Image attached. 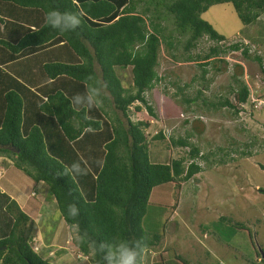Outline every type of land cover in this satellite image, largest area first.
Instances as JSON below:
<instances>
[{"label": "trees", "instance_id": "1", "mask_svg": "<svg viewBox=\"0 0 264 264\" xmlns=\"http://www.w3.org/2000/svg\"><path fill=\"white\" fill-rule=\"evenodd\" d=\"M0 4L3 17L10 20L6 23L0 16V27L10 24L20 29L16 33L12 26L11 40L0 37V63H26L37 88L33 92L16 79L13 82L12 74L0 68V156L11 159L16 169L47 187L65 224L76 229L78 250L91 256L92 264H105L108 249L122 241L137 248L142 264L143 257L163 237L143 229L153 190L191 181L202 172L196 161L203 155L189 143L191 134L177 140L170 135L172 146L190 148L189 160L182 157L167 164L152 163V140L163 141L164 134L149 139L151 124L133 122L130 108L134 107L135 114L145 109L156 118L147 96L165 81L158 74L161 48L178 60L175 53L183 46L184 62L202 69L203 88L197 89L193 98V85L182 87L172 82L177 89L175 97L185 96L187 106L201 102L207 108H227L238 116L250 99L249 83L242 73L233 75L228 96L234 102L219 97L213 103L203 96L211 86L205 78L208 67L223 71L213 62L226 63L223 55L228 52H241L261 67L263 60L258 53L251 55L252 48L241 41L220 47L226 38L202 15L212 6L232 4L241 22L249 26L264 14V0H151L148 5L144 0H0ZM52 9L80 14V26L66 34L50 28L44 20L35 30L26 28L33 13L41 12L44 17ZM168 17L173 20L175 38L162 26ZM203 38L217 45L206 54L192 53ZM18 60L22 62L18 64ZM10 68L15 74V66ZM128 68H132V84L126 88L117 70ZM89 84L101 88L102 108L89 109L72 102ZM109 111L114 114L112 120ZM73 164H80L84 173L72 172ZM259 192L264 194L263 189ZM6 211L13 217V226L9 236L0 240V264H52L34 250L35 222L15 201ZM226 219L219 223L226 225ZM242 226L235 223L221 229L214 224L211 228L227 237L243 230Z\"/></svg>", "mask_w": 264, "mask_h": 264}, {"label": "rangeland", "instance_id": "2", "mask_svg": "<svg viewBox=\"0 0 264 264\" xmlns=\"http://www.w3.org/2000/svg\"><path fill=\"white\" fill-rule=\"evenodd\" d=\"M144 1L148 5L151 0ZM202 18L226 38L220 47L228 48L241 41L254 50L251 55L260 54L263 63L261 67L253 60H246L241 52H228L223 55L226 63L213 62L223 71L218 73L213 66L208 67L205 78L211 86L203 96L213 103H217L219 97H228L234 102L233 97L228 96L233 75L242 73L243 80L249 83L250 99L235 116L227 108H207L208 105L200 101L187 106L183 102L185 96L175 97L177 89L170 85L172 82L182 87L193 85L190 93L194 98L196 90L203 88L200 86L202 69L198 64L184 62L183 46L175 53L178 60L170 57L162 46L158 74L165 81L147 96L156 118L145 109L135 114L134 107L130 108V117L133 122L151 124L147 130L149 139L160 132L164 134L163 141L152 140V163L167 164L182 157L189 160L190 148L172 146L170 135L177 140V137L191 134L189 143L199 148L203 155L196 161L202 172L189 182L165 184L153 190L143 229L147 234L163 237L160 244L143 257L142 264H264V194L259 192V189L264 190L261 168L264 167V103L260 102L258 108L252 103L258 98L264 100V14L257 22L245 26L232 4H220L212 6ZM162 26L167 29V35L177 36L172 19H163ZM13 28L20 32L15 26ZM181 44H185L184 39ZM216 45L203 38L192 53L206 54ZM131 69L117 70L126 88L132 84ZM110 108L113 109L111 105ZM108 113L112 120L113 112ZM119 117L125 121L121 114ZM2 162L8 167L3 173L9 179L1 177L0 185L18 198L23 208L18 205L20 209L35 222L33 239L38 255L52 264H92L91 256L85 257L78 250L76 229H69L65 224L47 187L33 182L23 171H17L11 160L0 158V165ZM7 198L5 192H0V239L9 236L13 226V217L6 211L13 200L4 207ZM223 217L227 218L226 225L219 223ZM235 223L243 225V230L230 235L231 238L211 228L214 224H219L221 229L230 228Z\"/></svg>", "mask_w": 264, "mask_h": 264}, {"label": "clouds", "instance_id": "3", "mask_svg": "<svg viewBox=\"0 0 264 264\" xmlns=\"http://www.w3.org/2000/svg\"><path fill=\"white\" fill-rule=\"evenodd\" d=\"M44 22L47 26L60 34H66L75 31L80 26L81 15L75 13H62L52 9L44 14ZM72 102L77 106L87 107L89 109L102 108L101 88L97 85L89 84L86 87L85 93L73 97ZM254 102L256 104L255 108H258L259 102L264 103V100L262 99L261 101V99L258 98ZM71 171L79 175L83 174L85 170L81 168L80 164H73ZM35 246L36 243H34V250L38 252ZM104 260L105 264H139V252L136 247L131 246L126 241H122L108 249Z\"/></svg>", "mask_w": 264, "mask_h": 264}, {"label": "crops", "instance_id": "4", "mask_svg": "<svg viewBox=\"0 0 264 264\" xmlns=\"http://www.w3.org/2000/svg\"><path fill=\"white\" fill-rule=\"evenodd\" d=\"M0 16L6 20V23H8L10 21L7 16H6V18L3 17L4 16V12H2V11H0ZM28 19H29V21L25 24L26 28H29L31 30H35L39 26H41L43 24L44 17H43V14L41 12H37V13H33V15L31 17H28ZM12 30L13 29L10 27V24H7L6 26L4 25L3 27L1 26L0 27V37L6 38V39H10V40L13 39L12 38L13 31ZM15 31L17 33V30L16 29H15ZM253 34L256 35L255 33H253ZM19 61L22 62L21 60H18V64H19ZM16 63L17 62L5 63V64L0 63V68H2L3 70H5L7 73L12 74L11 76L14 78L13 82L16 79L18 82H20V84H23L27 88H31V90L33 92H36L37 91V88L34 85V83L32 81V78H31V76L33 75V73H30L29 74V72H30L29 67L26 65V63L25 64H21L20 66L16 65ZM12 66H15V72H16L15 74L10 70L11 69L10 67H12ZM30 82L33 83V85H31ZM12 85L15 86L14 83ZM36 85L38 86V84H36ZM0 158H2V160H7V161L8 160L9 161L11 160L9 158L2 157V156H0ZM8 165H10V163H8ZM5 167H7V166L5 165L4 162H2V164L0 165V178L1 177H4L5 174H6V173L5 174L3 173V171L5 170ZM6 171H8V170H6ZM17 171H20V170L17 169ZM8 179H9V176L6 175L5 176V180L8 181ZM3 180H4V178H3ZM0 184H1V182H0ZM38 186H40V185H38ZM0 192H5L6 195H7V197H8L7 200H6V202H5V204H4V207H5V205L9 201H12V200L14 201L15 200L16 202H18V198L14 197V194L10 193L11 191L7 192L6 189L4 190L1 185H0ZM22 204H23V206L25 205L24 203H22ZM18 205L21 207V209H23L22 206L20 205V203ZM23 212H24V210H23ZM6 237H8V236H6ZM6 237H3L1 239H4ZM48 246H50V245H48Z\"/></svg>", "mask_w": 264, "mask_h": 264}, {"label": "built area", "instance_id": "5", "mask_svg": "<svg viewBox=\"0 0 264 264\" xmlns=\"http://www.w3.org/2000/svg\"><path fill=\"white\" fill-rule=\"evenodd\" d=\"M255 100H253V102H254ZM260 103V102H259ZM260 105V104H259Z\"/></svg>", "mask_w": 264, "mask_h": 264}]
</instances>
